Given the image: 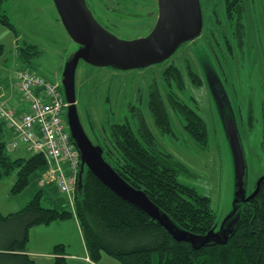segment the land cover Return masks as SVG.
Returning <instances> with one entry per match:
<instances>
[{
  "label": "rangeland",
  "instance_id": "374dc122",
  "mask_svg": "<svg viewBox=\"0 0 264 264\" xmlns=\"http://www.w3.org/2000/svg\"><path fill=\"white\" fill-rule=\"evenodd\" d=\"M87 1L97 20L124 39L148 35L157 22L158 0H123L130 14L112 13L101 0ZM200 2L204 22L201 34L183 43L163 62L121 70L81 60L76 72L77 106L94 143L101 141L99 135L110 123L128 120L137 128V117L143 114L162 148L178 157L185 166L181 180L211 197L218 216L217 230L222 232L237 225L244 205L243 201H234L235 169L227 133L232 121L236 123L247 162L245 189L248 194L256 189L259 178L264 175V0H254V5L247 9V40L240 51L235 46L234 56L227 54L223 43L218 45L213 38L215 32L220 42H224L223 31H231L226 1ZM2 12L14 28L0 23V102L21 112L27 104L21 101L16 86L17 71L30 69L48 81L60 80L61 83L64 67L80 45L66 30L54 0H6ZM26 43L36 44L42 52L29 65L19 54ZM172 64L178 66L186 81L185 91L179 93L181 99L194 106L207 122L210 137L206 147L191 140L184 130V119L168 102L167 111L177 136H162L154 123L149 108L150 86L156 83L165 94L167 84L163 80V71ZM189 70L202 77V85L191 83ZM62 90L64 92L63 86ZM63 117L67 121V107L63 109ZM11 137L4 125L3 140L12 158H29L33 154L23 145L12 148ZM47 170L36 173L30 186L19 194L12 192L16 172L0 180V212L7 214L20 209L40 189L45 192L42 198L45 207L71 209L74 201L70 202L68 195L45 175ZM50 195L54 200L63 198L65 201L56 204L50 201ZM168 220L178 231L179 225L171 217ZM68 222L60 220L52 225L47 229L49 235L46 237L50 236V242L64 240L67 248L69 242L72 243L73 248L68 251L79 254L80 233ZM32 236L29 247L41 244L39 232L33 230Z\"/></svg>",
  "mask_w": 264,
  "mask_h": 264
},
{
  "label": "trees",
  "instance_id": "16d2710c",
  "mask_svg": "<svg viewBox=\"0 0 264 264\" xmlns=\"http://www.w3.org/2000/svg\"><path fill=\"white\" fill-rule=\"evenodd\" d=\"M5 1L0 0V23L14 28L2 12ZM225 1L229 20L237 32H242L245 0ZM41 53L32 43H26L19 52L28 65ZM188 74L192 84H203L198 73L189 70ZM163 80L167 84L165 94L156 83L149 92V108L159 133L177 136L167 111L168 102L184 119V130L191 140L206 147L210 137L207 122L194 106L181 99L179 93L185 91L186 81L178 66L167 67ZM137 120V128L128 120L110 123L99 135L101 141L95 144L102 146L105 160L128 183L144 190L163 213L194 234L196 242L177 240L158 220L123 200L85 168L83 187L75 191L74 210L43 206L44 190L40 189L21 210L7 215L0 213V264H34L26 253L30 228L74 216L81 226L89 257L96 263L108 255L121 264H264V182L258 194L244 203L233 232L226 234L227 240L221 241L222 237L212 240V237L200 246L199 237L218 232L212 199L181 180L185 166L180 159L162 148L143 114ZM4 125L0 122V180L16 172L12 192L19 194L49 163L43 153L12 158L3 140ZM262 145L264 149V139ZM54 253V264H69L64 243L57 244Z\"/></svg>",
  "mask_w": 264,
  "mask_h": 264
},
{
  "label": "water",
  "instance_id": "95a60500",
  "mask_svg": "<svg viewBox=\"0 0 264 264\" xmlns=\"http://www.w3.org/2000/svg\"><path fill=\"white\" fill-rule=\"evenodd\" d=\"M61 20L80 48L67 61L63 74L68 106V124L72 138L81 154V167L78 190L83 187V173L88 168L99 180L123 200L141 208L153 219L158 220L171 231L177 240L196 242L195 235L172 226L168 214L163 213L142 190L128 183L103 156L101 145L95 144L87 133L77 106L76 72L81 60L99 67L112 66L121 70L144 68L160 63L171 57L185 42L199 36L203 30V12L200 0H158L159 13L154 28L146 36L124 39L104 27L94 16L86 0H54ZM228 139L235 169L234 201L248 202L259 192L264 175L257 182L256 189L248 195L245 189L247 162L235 122L228 126ZM212 232L211 236L201 238L200 246L209 239L222 237L227 240V233ZM202 239V240H201Z\"/></svg>",
  "mask_w": 264,
  "mask_h": 264
},
{
  "label": "built area",
  "instance_id": "2783aa9c",
  "mask_svg": "<svg viewBox=\"0 0 264 264\" xmlns=\"http://www.w3.org/2000/svg\"><path fill=\"white\" fill-rule=\"evenodd\" d=\"M16 86L27 106L18 112L6 103L0 104V117L13 135L11 147L24 145L29 151L43 153L49 162L45 175L73 202L81 158L63 117L68 103L61 83L48 81L30 69H20Z\"/></svg>",
  "mask_w": 264,
  "mask_h": 264
},
{
  "label": "crops",
  "instance_id": "0c3cea01",
  "mask_svg": "<svg viewBox=\"0 0 264 264\" xmlns=\"http://www.w3.org/2000/svg\"><path fill=\"white\" fill-rule=\"evenodd\" d=\"M44 194H45V192H43V195ZM48 195H49V193H48ZM50 201H53L56 204H60L62 202L64 203L65 200H63V198H58L57 200H54L52 198V196L50 195ZM23 207H21L20 209H18L16 211L9 212L7 214L15 213V212L21 210ZM71 210H73V209L71 208ZM0 213L3 215H7V214H4L2 212H0ZM68 220H69L68 223H70L69 226L72 225V227L75 228V230H77V232L80 233L82 240H81V245L78 247V249L80 250L81 253H79V254L70 253L68 250L73 248L71 246L72 243H70V242H69L70 247L67 248V245L64 243L65 242L64 240L63 241H57V240L53 241L52 240V242H50L49 241L50 236H48V238L46 237L47 234L49 235L47 229L52 227V225H55L56 223H58V221H60V220L53 221L49 224H45V223L44 224H38V225H34L30 228V230H29V242H28L27 247H26V253L34 261V264H54V260L56 258V253H54V248L57 244H60V243H64L66 245L67 259H68L69 264H117V263L120 264V262H117L118 260H115L108 255H104L102 257L101 261L98 263L92 262L91 259L89 258V252H88V249H87L84 237H83V232H82V229H81V226L79 224L78 219L74 216V217L67 219L65 221H68ZM61 221H64V220H61ZM33 230H35L37 233L39 232L41 234L42 238H39L41 241V244L36 245L34 247H29L30 246L29 244H30L31 239L33 237L32 236ZM45 250H47V251L45 252ZM34 256H37V258Z\"/></svg>",
  "mask_w": 264,
  "mask_h": 264
},
{
  "label": "flooded vegetation",
  "instance_id": "af4514ba",
  "mask_svg": "<svg viewBox=\"0 0 264 264\" xmlns=\"http://www.w3.org/2000/svg\"><path fill=\"white\" fill-rule=\"evenodd\" d=\"M249 1H250V4L248 3V0H245V3H244L243 18L241 21L243 24L244 30L242 32H240V31L237 32V30L235 29V24L233 25L232 22L229 20L230 24H231V31H230L231 33L227 32V31H223L222 38H223L224 42H220V40L218 39L217 34L215 32H213L214 36L212 35L213 38L218 42V45L223 43L224 47L226 48L225 50L227 51V54H229L231 56L236 55L235 54V52H236L235 48L237 47L238 51H240L242 49L243 45L245 44L244 42H246V40H247V37H246L247 35H246V30H245V20L247 18V15H249L247 13V9L249 8V6L251 7L254 5V0H249ZM101 2L112 13H114V12L115 13H118V12L128 13V7L125 3H123V0H101ZM87 4H88V1H87ZM256 13H257L258 18L260 20V15L258 13V10ZM128 14H130V13H128ZM260 28H261V25H260Z\"/></svg>",
  "mask_w": 264,
  "mask_h": 264
}]
</instances>
